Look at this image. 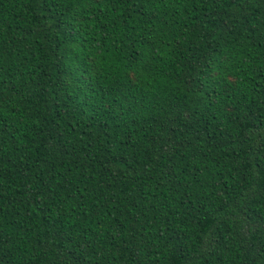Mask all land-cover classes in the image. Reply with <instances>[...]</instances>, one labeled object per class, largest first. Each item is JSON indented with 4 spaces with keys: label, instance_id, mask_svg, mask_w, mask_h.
Returning a JSON list of instances; mask_svg holds the SVG:
<instances>
[{
    "label": "trees",
    "instance_id": "trees-1",
    "mask_svg": "<svg viewBox=\"0 0 264 264\" xmlns=\"http://www.w3.org/2000/svg\"><path fill=\"white\" fill-rule=\"evenodd\" d=\"M0 264H264V0H0Z\"/></svg>",
    "mask_w": 264,
    "mask_h": 264
}]
</instances>
